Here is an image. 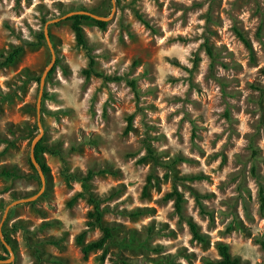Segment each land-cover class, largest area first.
<instances>
[{
    "label": "rangeland",
    "instance_id": "374dc122",
    "mask_svg": "<svg viewBox=\"0 0 264 264\" xmlns=\"http://www.w3.org/2000/svg\"><path fill=\"white\" fill-rule=\"evenodd\" d=\"M81 8L107 18L82 20L87 48L65 16ZM40 132L43 184L30 165ZM0 140L1 263L208 264L218 241L264 262V0H0ZM89 170L105 171L89 190L112 236L84 256L76 236L102 234L86 225L88 194L72 201Z\"/></svg>",
    "mask_w": 264,
    "mask_h": 264
},
{
    "label": "trees",
    "instance_id": "16d2710c",
    "mask_svg": "<svg viewBox=\"0 0 264 264\" xmlns=\"http://www.w3.org/2000/svg\"><path fill=\"white\" fill-rule=\"evenodd\" d=\"M81 10H86L84 8H81ZM70 20H72V30H73V34H74V39L77 45L83 47V48H87L86 45V40H85V36H84V32L82 29V20H91L93 21L98 27H100L101 29L106 27L107 22L106 21H102V20H98L95 18H92L89 15H85V14H73L71 16L68 17ZM143 20V19H142ZM144 21V20H143ZM145 24H148L146 21H144ZM236 35L238 36V38L245 44V46L251 50V44L249 42V40L245 37V35L243 34V32H241L239 29L235 28L234 29ZM41 39L44 40V35L42 32H40V34L38 35ZM24 50V46L23 45H19L14 47L8 54L5 55L4 57V61L3 64H11L13 62H15L19 56L21 55V53ZM205 51L208 54L209 57H212V50L210 48V46L206 45L205 46ZM93 59H89V66L90 68L93 66ZM90 71H86L85 74L86 76L89 75ZM34 80H36L37 82H39V77H36ZM128 85L131 87V89L133 90V92L135 94H137L138 90L136 87V83L134 80H129L128 81ZM130 130H132V116H128L127 118V122L124 128V133H128ZM42 138H40L38 140V142L35 144L34 146V156L36 161L38 162L39 168L41 169V171L43 172V174H47L49 168L48 166L41 161L40 159V155L42 153H44L47 149L45 147V145L42 144ZM0 142H3L2 140H0ZM5 142H8V144H11L12 142L5 140ZM10 142V143H9ZM7 147H5L6 149ZM148 153H149V148H147ZM145 157H141L140 160H144ZM30 165L32 167V169L36 170V167L33 165V163L30 162ZM105 172L104 170H100L97 172H93L91 170H89L86 175L84 177H82L81 180V187L82 190L76 192L73 197H72V201H74L77 197H81L84 196L85 194H88L89 198V202L92 204V210H90L88 212V218L89 220L86 221V225L88 226H94L97 225L100 227L102 234L94 240L91 241H87L85 242L83 240V232L79 233L76 236V242L80 245V249L81 252L84 254V256H86L89 252L93 251V250H97V249H102L104 248V245L106 244L107 240L112 236L111 234V229L110 227L106 226L103 224V213L101 211V209L99 208V202L98 200L92 196L90 190H89V181L91 180L92 176L97 174V173H103ZM0 175H4V176H10L9 173L2 171L0 172ZM202 176L197 174V175H193L190 176L189 179L190 180H196V179H201ZM260 207L261 209H263L264 207V195L262 190L260 189ZM168 198H173L174 200V207L177 213H181V209H182V194L177 190V189H173L172 192L167 194ZM195 199L198 205H200V207H202L201 205V201H200V196L199 195H195ZM188 226L190 229V232L192 234V238L198 241H205V233H202L199 228L198 225L195 221L193 220H188ZM6 242L9 244V240L7 238H5ZM260 246L262 248H264V238H260L258 240ZM3 250L5 252H8V248L6 247V245H2ZM216 248H217V254L218 257L214 260L209 261L208 264H246L245 262L241 261L239 257L232 255L230 250H229V246L227 243L222 242V241H218L216 243ZM5 257L0 256V260H4ZM0 264H4V263H0ZM256 264H264V262H258Z\"/></svg>",
    "mask_w": 264,
    "mask_h": 264
},
{
    "label": "water",
    "instance_id": "95a60500",
    "mask_svg": "<svg viewBox=\"0 0 264 264\" xmlns=\"http://www.w3.org/2000/svg\"><path fill=\"white\" fill-rule=\"evenodd\" d=\"M73 14H85V15H89V16L95 18V19H98V20H102V21H106V20H107L106 17H101V16L94 15V14H92V13H90L89 11H86V10H80V11L70 12V13H67L65 16H69V15H73ZM65 16H64V17H65ZM45 37H46V39H47V41H48V43H49V37H48V33H47L46 29H45ZM46 73H47V70L44 71V73H43V75H42V77H41V79H40V84H41V85H42V83H43L44 76L46 75ZM39 98H40V97H39ZM39 98H38V102H37V120H38V124L40 125V112H39V100H40V99H39ZM40 137H41V132H40V133H39V134L33 139V141H32V144H31V151H30V158H31V162L33 163V165H34L35 167L38 168V172H39V174H40V177H41V180H42V184H43V182H44V174H43V172L41 171V169L39 168L38 162L36 161L35 156H34V146H35V144L38 142V140L40 139ZM42 189H43V185H42L41 189L39 190L38 194L42 191ZM35 196H36V195H35ZM35 196H33V197H31V198H27V199L17 200V201H14V202L10 203V204L6 207V210H5L4 215H6V212L8 211L9 207H11L12 205L17 204V203L22 202V201H27V200H29V199L34 198ZM7 247H8V246H7ZM3 261H4V260H0V263L3 262Z\"/></svg>",
    "mask_w": 264,
    "mask_h": 264
}]
</instances>
